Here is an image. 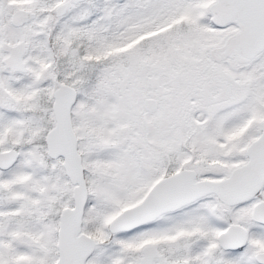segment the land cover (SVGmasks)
<instances>
[{"label":"snow or ice","instance_id":"6c2138e0","mask_svg":"<svg viewBox=\"0 0 264 264\" xmlns=\"http://www.w3.org/2000/svg\"><path fill=\"white\" fill-rule=\"evenodd\" d=\"M0 264H264V0H0Z\"/></svg>","mask_w":264,"mask_h":264}]
</instances>
